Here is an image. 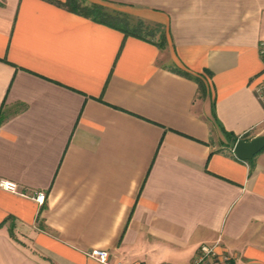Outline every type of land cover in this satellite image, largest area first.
I'll return each instance as SVG.
<instances>
[{
    "label": "crops",
    "instance_id": "crops-1",
    "mask_svg": "<svg viewBox=\"0 0 264 264\" xmlns=\"http://www.w3.org/2000/svg\"><path fill=\"white\" fill-rule=\"evenodd\" d=\"M167 44L50 0H0V264H264V0H95ZM108 5V4H106ZM207 78L208 92L176 69ZM212 264H226L217 260Z\"/></svg>",
    "mask_w": 264,
    "mask_h": 264
},
{
    "label": "trees",
    "instance_id": "trees-1",
    "mask_svg": "<svg viewBox=\"0 0 264 264\" xmlns=\"http://www.w3.org/2000/svg\"><path fill=\"white\" fill-rule=\"evenodd\" d=\"M56 4L64 7L65 9L90 18L98 23L110 26L112 28L122 31L126 36H134L147 41H155L160 47L167 44V36L165 29L160 24H147L144 20L135 18L126 12L116 9H111L107 5L92 2L88 3L87 0H50ZM178 72L184 76L195 80L199 84L200 92L206 95L208 92L207 78L201 74L192 73L186 69L178 68ZM6 116L0 110V124L5 120ZM245 140H250L248 136H242ZM240 139V138H239ZM238 140L237 137L231 139L233 145ZM264 151V150H262ZM253 168L255 165V157L248 161Z\"/></svg>",
    "mask_w": 264,
    "mask_h": 264
},
{
    "label": "built area",
    "instance_id": "built-area-1",
    "mask_svg": "<svg viewBox=\"0 0 264 264\" xmlns=\"http://www.w3.org/2000/svg\"><path fill=\"white\" fill-rule=\"evenodd\" d=\"M260 51L264 57V40L261 44ZM256 93L264 107V81L256 87ZM0 188L21 196L29 197L40 205H43L46 201V193L44 191L28 190L26 188H22L18 183L6 178H0ZM88 254L90 257L96 259L102 264H125L120 259L114 258L111 252L105 249L94 248L90 250ZM231 259L232 257L229 254L219 250V241H217L211 244H202L198 249L196 257L190 264H212L214 262L216 263L217 260H221L223 263L230 264Z\"/></svg>",
    "mask_w": 264,
    "mask_h": 264
},
{
    "label": "water",
    "instance_id": "water-1",
    "mask_svg": "<svg viewBox=\"0 0 264 264\" xmlns=\"http://www.w3.org/2000/svg\"><path fill=\"white\" fill-rule=\"evenodd\" d=\"M264 150V133L245 140L240 138L233 147V153L240 159L249 161Z\"/></svg>",
    "mask_w": 264,
    "mask_h": 264
},
{
    "label": "rangeland",
    "instance_id": "rangeland-1",
    "mask_svg": "<svg viewBox=\"0 0 264 264\" xmlns=\"http://www.w3.org/2000/svg\"><path fill=\"white\" fill-rule=\"evenodd\" d=\"M94 1H95V0H87L88 3H92V2H94ZM106 4H108L107 6H108L109 8H111V5H110L109 3H106ZM106 4H105V5H106Z\"/></svg>",
    "mask_w": 264,
    "mask_h": 264
}]
</instances>
